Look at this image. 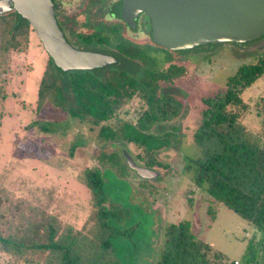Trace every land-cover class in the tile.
<instances>
[{"label": "rangeland", "instance_id": "1", "mask_svg": "<svg viewBox=\"0 0 264 264\" xmlns=\"http://www.w3.org/2000/svg\"><path fill=\"white\" fill-rule=\"evenodd\" d=\"M111 1L101 0L92 7L90 20L118 22L116 16H109ZM56 3L59 23L75 44L76 33L91 31L84 25L83 12L90 0H56ZM140 22L138 29L124 26L123 35L138 43L155 44ZM171 52L175 62L185 67L184 74L174 81L175 94L183 102V109L159 128L169 130L175 125L178 142L175 147L159 152L158 159L166 166L152 169L157 172L153 177H143L132 169L126 170V176H119L112 168L104 167L98 159L101 151L121 154L124 149L134 155L136 149L123 141L100 139L99 125L71 118L47 100L38 106L37 90L47 52L35 32L30 34L26 50L9 53L7 69L0 72V86L5 95L0 98L1 236L20 239L25 244L29 240L42 241L48 222L57 225L58 231L67 225L86 230L89 220L92 221L93 200L80 175L86 168H99L109 201L129 210V216L117 225L135 226L131 236L113 240L116 264H156L165 227L184 219L191 222L198 239L225 257L224 262L240 260L254 228L228 205L195 186L192 173L185 171L184 165L189 156L197 154L192 134L205 107L202 98L223 90L228 76L239 65L256 62L264 54V34L249 42L225 41ZM157 56L159 67H164L166 63L161 59L165 52L158 51ZM132 64L122 61L126 68H132ZM242 98L249 109L243 123L257 132L264 75L243 91ZM145 107L141 98L134 95L104 124L136 122ZM49 259L44 251L22 247L17 252L12 246L4 250L0 243V264H48L52 262Z\"/></svg>", "mask_w": 264, "mask_h": 264}, {"label": "trees", "instance_id": "2", "mask_svg": "<svg viewBox=\"0 0 264 264\" xmlns=\"http://www.w3.org/2000/svg\"><path fill=\"white\" fill-rule=\"evenodd\" d=\"M100 1L90 0L85 10L84 25L91 31L78 32L76 37L83 48L113 55L115 62L103 68L62 71L46 51L47 60L37 90L38 106L47 100L71 118L99 125L100 139L132 144L136 149L134 155L124 149L121 154L101 151L98 155L101 164L112 168L119 176H126L128 169L134 170L127 162V155L136 164L141 163L139 166L149 169L166 166L158 159V154L175 147L177 127L159 128L183 109V102L175 94L174 81L184 74L185 67L175 62L169 48L156 43H136L124 37L123 24L119 21H91V9ZM145 19L151 32V21L147 15ZM32 32L29 21L15 9L0 13V72L7 69L10 52L27 49ZM158 51L165 52L161 59L166 63L164 67H159ZM126 60L133 62L132 68L122 66V61ZM263 75L264 54L256 62L239 65L228 76L223 90L202 98L205 107L192 134L197 154L189 156L184 165L185 171L192 173L195 186L228 205L254 228L244 254L238 261L224 262L225 257L198 239L192 232L191 222L184 219L165 227L163 247L156 264L263 263L264 98L261 110H257L260 117L257 132L243 123L249 109L242 98L243 91ZM134 95L146 105L136 122L123 120L115 126L104 124ZM4 97L0 86V98ZM80 180L93 200L92 221L89 220L86 230L67 225L58 231L57 225L48 222L45 240H29L25 244L20 239L0 235L1 247L8 250L12 246L17 252L22 247L44 251L52 259L48 264H116L113 240L131 236L135 228L134 225L126 228L117 225L129 216V210L118 202L109 201L99 168L84 169Z\"/></svg>", "mask_w": 264, "mask_h": 264}, {"label": "water", "instance_id": "3", "mask_svg": "<svg viewBox=\"0 0 264 264\" xmlns=\"http://www.w3.org/2000/svg\"><path fill=\"white\" fill-rule=\"evenodd\" d=\"M12 9L29 21L60 70L103 68L115 62L113 55L80 49L67 40L55 15L54 0H0V13ZM112 12L131 27L145 13L151 21L152 40L171 50L249 42L264 34V0H121ZM127 162L143 177L157 175L128 155Z\"/></svg>", "mask_w": 264, "mask_h": 264}, {"label": "flooded vegetation", "instance_id": "4", "mask_svg": "<svg viewBox=\"0 0 264 264\" xmlns=\"http://www.w3.org/2000/svg\"><path fill=\"white\" fill-rule=\"evenodd\" d=\"M119 1H121V0H112L111 1V3L109 4V7H108V13H109V16H116V15H113V14H111V8L113 7V6H115ZM54 3H55V15H56V7H57V3H56V0H54ZM85 10H86V8L83 10V12H84V14L86 15V12H85ZM143 14V15H142ZM142 14H139L138 16H137V18H136V21H135V25H134V27H131V26H129L128 24H127V22L124 20V19H122V18H119L118 16H116L117 18H118V20L117 21H119V22H121L122 24H123V28H124V26L125 27H130L131 29L132 28H136V29H138V26H139V21H141L140 23H141V25H142V29H148V23H147V21H146V19H145V13H142ZM140 17H143V19L144 20H139V18ZM56 18H57V20H58V22H59V19H58V17H57V15H56ZM86 19H87V15H86ZM149 20H150V18H149ZM100 21H102V20H100ZM103 22V21H102ZM61 24V23H60ZM61 27H62V25H61ZM62 29H63V27H62ZM123 30V29H122ZM63 32H64V34H65V36H66V38H68L67 37V33L64 31V29H63ZM123 34V33H122ZM76 36V35H75ZM124 37H126L125 35H123ZM127 38V37H126ZM127 39H129V38H127ZM68 40V39H67ZM129 40H131V39H129ZM73 46H75V47H77V48H80V49H85V48H83V46L82 45H80L79 44V42H78V40H77V37H76V43L74 44V43H72L70 40H68ZM132 41V40H131ZM133 42H135V41H133ZM136 43H138V42H136ZM88 50V49H87Z\"/></svg>", "mask_w": 264, "mask_h": 264}]
</instances>
